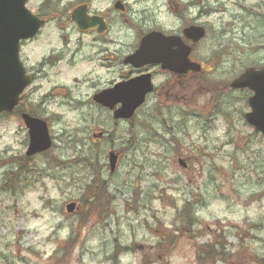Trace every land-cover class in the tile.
<instances>
[{"label":"rangeland","instance_id":"obj_1","mask_svg":"<svg viewBox=\"0 0 264 264\" xmlns=\"http://www.w3.org/2000/svg\"><path fill=\"white\" fill-rule=\"evenodd\" d=\"M127 1L142 24L138 34L113 23L118 49L136 46L143 29L170 34L200 25L207 35L192 57L204 70L186 89L178 85L176 97L150 96L131 120L115 121L92 99L116 78L114 67H100L111 53L84 36L68 65L62 11V24L50 22L22 43L28 68L53 50L66 57L26 89L19 107L48 123L51 149L27 157L20 114L0 115V264H113L115 253L118 264H264V135L244 118L252 93L230 88L246 69L264 66V0ZM186 1L194 6L178 17L175 3ZM41 3L27 6L36 13ZM71 29L74 49L79 36ZM110 151L119 155L114 172ZM93 184L109 195L88 198ZM221 246L225 262L204 261L205 248Z\"/></svg>","mask_w":264,"mask_h":264},{"label":"water","instance_id":"obj_2","mask_svg":"<svg viewBox=\"0 0 264 264\" xmlns=\"http://www.w3.org/2000/svg\"><path fill=\"white\" fill-rule=\"evenodd\" d=\"M27 0H0V113L12 112L20 101L21 94L31 84L20 60V43L33 38L43 22L26 6ZM85 9H76L73 18L78 20L82 28L89 27ZM96 18V19H95ZM91 20H99L95 17ZM184 35L199 42L206 36L202 26L192 25L184 30ZM191 47L186 45L177 35H165L161 31H153L141 40L139 48L127 58V62L136 67L146 64H161L163 69L184 74L190 70L201 71V65L190 60ZM233 89H250L253 94L249 98L251 110L245 114L246 121L264 135V67H251L235 78ZM153 90L150 74H143L126 82H120L113 88L94 95V100L115 111V119H132ZM29 130V146L27 156L42 153L52 147V138L47 122L27 113L22 115ZM111 170L114 171L118 155L109 153ZM186 167V163L180 159ZM74 202L67 205V211L75 210Z\"/></svg>","mask_w":264,"mask_h":264},{"label":"flooded vegetation","instance_id":"obj_3","mask_svg":"<svg viewBox=\"0 0 264 264\" xmlns=\"http://www.w3.org/2000/svg\"><path fill=\"white\" fill-rule=\"evenodd\" d=\"M93 1L94 0H42V3L38 7V11L34 13L39 18V20L43 22V24L33 38L29 40H24L21 42V44L35 40L40 35L44 27H46L50 22L59 20L60 17L59 12L62 11V16L63 19L65 20V22H63L64 23L63 30L68 31V34H70L73 31V29L70 30L72 26L75 28V31L79 36L77 42L79 43L80 46L71 49L69 48V44L71 43L70 36L67 33H63L61 35L63 44L70 50V53L72 54V55L68 54L70 55V58L66 61L68 65L74 64L75 57H77V55L80 54V52L83 50V47H85L87 42L84 39H82V37L84 36L92 37L91 41L89 42L92 48H98V49L100 48L104 53H111V55H109L110 58L109 56L106 55L101 57L103 61H101L102 63L100 67L106 68L108 73H110L112 71L111 68L114 67L113 74L116 75V78L115 80L111 81L109 85L106 86L105 88L97 90L94 93V95H97L105 90L111 89L120 82H126L134 77L143 74H150L151 80L153 82V90L149 95H147V99L150 96H155L156 98H160L165 95L166 97L168 95H171L174 98L177 96L175 90H177L178 85L180 87L184 86V89H186L187 87L190 86V83H194V78L196 77L197 72L189 71L186 74H179V73L171 72L170 70L163 69L161 64H146L141 67H136L133 64L127 62V58L133 53H135L139 48L142 38L153 31H157L158 29L147 28L145 31L143 29L141 33V37L138 40L139 43L136 44V46L123 45L121 49H118L117 41L116 39H114L116 37L112 34L113 23L124 25L126 27L125 29L129 31L136 30V33L139 34L138 27L139 25L142 24V21L138 22L133 20V17H135L134 16L135 10L132 9L131 7L132 5H130V3L127 0H108V4L104 7H93L91 4ZM109 1H110V5H109ZM175 6L177 7L175 8L176 15L182 18L186 12H189L191 10L192 6H194V2L186 1L182 4L178 2L177 4L175 3ZM76 9H85L84 11L86 12L85 15L88 18V23L90 25L89 27L87 28L80 27L77 20L78 18L77 19L73 18V12ZM129 12L132 19L127 17V14ZM118 13L120 14V16ZM135 14H138V12L135 11ZM95 17L99 18V20L96 21L91 20L92 18ZM61 21L62 20H59L55 23L60 25L62 24ZM189 26H191V24L182 27L180 33H170L168 35H177L181 37L183 42L192 49L190 53L191 61L197 62L192 57L193 51L197 43H194L193 40L187 38L184 35V30ZM110 44L114 49V51L112 52L110 50L111 47H108L110 46ZM98 53H100V51H98ZM20 54H21V49H20ZM65 57L66 55H64L63 53L55 54L53 50V53H51L48 57H44V59L41 60L34 67L28 68L24 64V62L23 61L22 62L25 67L26 74L31 78L33 84L37 80V78L47 74L46 72L47 67L55 66L57 61L61 62L63 59L65 60ZM107 59L108 62L106 63L105 60ZM203 70L204 67L202 65L201 72H203ZM158 76L164 78V81L160 84H157L156 82ZM171 92L174 93L170 94ZM93 97L92 99L94 100ZM22 98L20 99L18 107H20L22 103ZM96 104L101 109L110 111L112 113L113 120L117 121L116 119H114V115H115V111L119 107L118 105H116L113 109H111L109 107L104 106L101 103L96 102ZM102 136H103L102 132H99L97 135L98 138Z\"/></svg>","mask_w":264,"mask_h":264},{"label":"trees","instance_id":"obj_4","mask_svg":"<svg viewBox=\"0 0 264 264\" xmlns=\"http://www.w3.org/2000/svg\"><path fill=\"white\" fill-rule=\"evenodd\" d=\"M14 113L20 114V111L18 109H16L14 111ZM55 163H57V164H63L64 162H62V161L59 160V161H55ZM107 195H109V194L106 191H103L102 188H99L98 189L97 186L94 185V184L89 186V189H88V198H94L95 200H103V199H105L107 197ZM186 204H187V206H189V207L192 208V203L187 202ZM184 209H185V207H184ZM184 213L185 214L188 213V209L187 208L184 210ZM178 216L179 217L182 216V212L181 211H179ZM163 235L164 234H162V236ZM163 238L166 239V241H171V240H169V236H164ZM68 240L70 241V240H73V239H68ZM219 248H220V251H216L214 249V247H211V248H208V249L205 248V250L203 248L204 253H205V259H204V261H207L208 259H209L208 261H212V260L214 261V260L220 259L223 262H225L226 260H225V255H224V252H223V247L221 246ZM124 249H128V247H125ZM117 256H118V253H115L114 256L112 257L113 264H118ZM211 258H214V259H211Z\"/></svg>","mask_w":264,"mask_h":264},{"label":"bare ground","instance_id":"obj_5","mask_svg":"<svg viewBox=\"0 0 264 264\" xmlns=\"http://www.w3.org/2000/svg\"><path fill=\"white\" fill-rule=\"evenodd\" d=\"M12 160H13V157H11V158H10L8 161H6V162H10V163H11ZM8 165H9V164L7 163L6 166H8Z\"/></svg>","mask_w":264,"mask_h":264}]
</instances>
